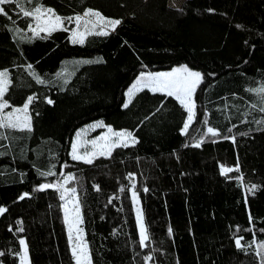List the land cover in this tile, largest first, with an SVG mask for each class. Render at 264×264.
Instances as JSON below:
<instances>
[{
    "label": "trees",
    "instance_id": "obj_1",
    "mask_svg": "<svg viewBox=\"0 0 264 264\" xmlns=\"http://www.w3.org/2000/svg\"><path fill=\"white\" fill-rule=\"evenodd\" d=\"M37 6L54 10L65 28L30 36L32 18L16 3L0 5V71L9 80L4 111L34 98L30 131L0 129V207L7 209L0 215V264H18L21 239L27 264H75L57 191L36 190L58 181L63 168L74 177L91 264H262L264 93L251 90L264 87V0H183L178 8L169 0L23 3ZM88 9L121 23L109 35L71 44L68 18ZM181 65L203 77L186 134V111L172 97L145 89L123 107L141 69ZM95 122L131 132L137 142L91 164L72 160L74 134ZM207 127L219 134L205 135ZM197 141L200 147L192 146ZM222 166L239 171L222 175ZM49 171L55 175H42ZM137 208L149 237L143 248Z\"/></svg>",
    "mask_w": 264,
    "mask_h": 264
},
{
    "label": "snow or ice",
    "instance_id": "obj_2",
    "mask_svg": "<svg viewBox=\"0 0 264 264\" xmlns=\"http://www.w3.org/2000/svg\"><path fill=\"white\" fill-rule=\"evenodd\" d=\"M28 2L31 3V0H0V5H7L11 3H16L17 7L21 9L24 17H31L34 21V25H29V31H31L33 36H39L40 33H47L50 35L53 31H56L59 26L62 25L63 20L60 16H58L54 10L50 8H44L43 6H37L31 10H27L23 7V3ZM0 14H5V10L3 7H0ZM90 17H95L96 20L92 21ZM70 21L72 19L75 20L77 28L75 30H71V41L76 44H83L85 37L88 35H99L106 36L109 35V32L106 30L107 28H111L113 31L121 22L119 20H106L104 17L100 15L99 12H96L92 9L86 10L83 15H77L74 18H68ZM81 23H83V31H80ZM91 24V27H89ZM101 25L99 30L97 31V25ZM239 27V25L237 26ZM46 38V37H45ZM85 63L99 62V61H84ZM29 69L32 68L31 65H28ZM33 76L36 78L38 83H44L36 74L33 72ZM203 77L200 72L193 71L189 69L187 66H180L173 68L168 72H148V73H140L137 77L136 81L129 87L126 92L127 100L124 103L123 107L128 108L129 104L132 102L133 97L140 91L147 89L153 93H161L168 97H174L180 105L187 112V120L182 129V134H186L191 123L195 118V102L193 100V96L196 92L198 85L202 82ZM9 84L8 73L7 71H0V129L10 128V129H19V130H31V122L28 117V108L29 105L33 101V97H28L27 102L24 104L23 108L13 109L11 112L4 114L3 109L8 107L7 101L3 100L5 91L7 90ZM257 91L259 93H264V87ZM264 99V97H262ZM48 103H53L52 100H48ZM264 111V108L260 109ZM19 113H23V116L19 115ZM264 123V121L258 122ZM207 125V121H205ZM90 127H104L103 122H98L95 125H91ZM231 131V130H230ZM83 132V130H82ZM81 133H77V137L80 138L82 136ZM211 135L213 137L217 136L219 133L212 127H207V132L205 135ZM115 138V139H113ZM137 141L133 137V134L128 131H120L114 132L110 127L106 134L97 137L94 140H91L87 143L92 145V151L85 150L81 153L80 149L83 147L80 139L73 141L72 143V151L71 158L74 161H83L84 163L91 164L93 160L97 156H110L112 149L116 147H128L129 143L135 144ZM202 141H197L194 147H200ZM239 171V168H226L221 167V174L224 175L228 172ZM42 175H55V173L49 171L48 173H42ZM131 176V174H130ZM74 177L71 174H68L65 177V180H71ZM242 181V177L239 178ZM63 184H41L38 186L36 190L43 191L48 188H55L59 190L62 188ZM135 185H133L132 197L134 202H136V192L134 190ZM256 186L253 185L248 189L249 192H254ZM71 192V198L66 200L65 193L61 194V200L65 201V204L62 205L64 209V217L65 223L68 225L69 232V243L72 249V254L75 259L76 264H91L90 258L87 251V245L83 242L81 238L82 229L79 228V224L81 223V217L79 215L80 209L79 204L75 198V189L66 190ZM147 191V189H145ZM28 193L23 194L20 199H24L28 196ZM69 204L73 205L71 209L72 218L70 219V209L68 207ZM7 209L4 207H0V214L6 212ZM137 223L139 225V242L140 246L143 248L146 246V242L149 237L147 235V230L143 224L142 214L139 208H137ZM22 230V229H20ZM75 231V242H73V232ZM169 233L171 234V228H169ZM237 247H241L240 239L236 241ZM255 243V241H254ZM20 244L23 248V255L21 256L22 261L27 260V248L25 240L21 239ZM258 254L264 253V242L257 245ZM150 259V257H145V260ZM262 264H264V258H262Z\"/></svg>",
    "mask_w": 264,
    "mask_h": 264
},
{
    "label": "rangeland",
    "instance_id": "obj_3",
    "mask_svg": "<svg viewBox=\"0 0 264 264\" xmlns=\"http://www.w3.org/2000/svg\"><path fill=\"white\" fill-rule=\"evenodd\" d=\"M170 2H169V5H171V6H173V7H179L180 6V3L183 1V0H169ZM90 19L92 20V21H95L96 20V18L95 17H90ZM106 20H108V19H106ZM72 23H73V25H72V27L70 28V30H69V36H68V40H69V42L71 43V44H74V43H72V41H71V30H75L76 28H77V25H76V22H75V20L73 19V21H72ZM31 24H33L34 25V21H33V19H32V23ZM65 25H66V23L64 24V21H63V23H62V25L61 26H59L58 27V29L56 30V31H58V30H62V29H64L65 28ZM89 27H91V24H89ZM101 27V25H97V31L99 30V28ZM80 31H83L84 30V28H83V23H81V26H80V29H79ZM107 31L108 30H111V28H107L106 29ZM27 31H28V33H29V35L30 36H33L32 35V33H31V31H29V27H28V29H27ZM54 32V31H53ZM41 34H46L47 35V33H40V35ZM33 37H37V36H33ZM76 44H79V43H76ZM84 61H86V60H82V59H79V60H77V64L78 65H82V64H84L85 62ZM182 66V65H181ZM177 67H180V66H177ZM173 68H176V67H173ZM173 68H171L170 70H167V71H158V72H168V71H171ZM148 73V72H151V71H146V70H144V69H141L140 70V72H139V74L137 75V77L140 75V73ZM137 77L132 81V83L129 85V87L130 86H132V84L136 81V79H137ZM9 85V84H8ZM129 87L127 88V90L125 91V94H126V92L128 91V89H129ZM147 90V89H146ZM6 92V91H5ZM151 92V91H150ZM172 98H174V97H172ZM175 99V98H174ZM126 100H127V97H126V95H125V102H126ZM176 100V99H175ZM177 101V100H176ZM178 102V101H177ZM179 103V102H178ZM180 104V103H179ZM24 106V105H23ZM23 106H21L20 108H23ZM20 108H16V109H20ZM13 109H10V110H5L4 111V109H3V113L4 114H6V113H9V112H11ZM28 114V113H27ZM19 115H21V117L23 116V113H19ZM28 117H29V114H28ZM186 120H187V112H186V118H185V122H186ZM98 122H95V123H92V124H90V125H87V126H85V127H83V128H81L80 130H78L75 134H74V136H73V138H72V141H71V143H70V147H69V153H68V155H69V157L71 158V151H72V143H73V141H75V140H77V139H80V141H81V143L83 144V147L80 149V151H81V153H83L85 150H87V151H92V145L90 144V143H87V142H89V141H91V140H94V139H96L97 137H100V136H102V135H104V134H106L107 133V131H108V127H95V128H92V127H90L91 125H95V124H97ZM82 130H83V132H82ZM82 132V136L80 137V138H78L77 137V133H81ZM114 132H116V131H114ZM113 139H115V138H113ZM131 143H129V145H130ZM98 157H103V156H97L96 158H98ZM95 158V159H96ZM72 159V158H71ZM73 160V159H72ZM79 162H83V161H79ZM84 163V162H83ZM64 169V168H63ZM61 170V173H60V178H59V180L58 181H56L54 184H56V185H59V184H63V187L62 188H59V190H57V189H55V188H53V189H55L56 191H57V193H58V195H59V197H61V194L62 193H65V195H66V200L67 199H70L71 198V192L70 191H66V190H70V189H73V187H72V184H71V180H65V177L68 175V174H70V172L68 171V169H66V170ZM129 180L132 182L133 181V177H130L129 178ZM61 199V198H60ZM61 204L62 205H64L65 204V201L64 200H61ZM68 207H69V209H70V219L72 218V213H71V209L73 208V205L72 204H69L68 205ZM61 210H62V214H63V220H64V225H65V228H66V233H67V237H68V242H69V232H68V225L65 223V217H64V209H63V207L61 208ZM135 217H136V225H137V230H138V237H139V225H138V223H137V209H136V212H135ZM79 226V225H78ZM81 238H82V236H81ZM73 242H75V231L73 232ZM140 243V242H139ZM69 247H70V251H71V254H72V249H71V246H70V243H69ZM23 255V248H22V245H21V251H20V254H19V258H18V264H27V260L26 261H22L21 260V256ZM72 257H73V254H72ZM73 259H74V257H73ZM74 262H75V259H74ZM75 264H76V262H75Z\"/></svg>",
    "mask_w": 264,
    "mask_h": 264
},
{
    "label": "crops",
    "instance_id": "obj_4",
    "mask_svg": "<svg viewBox=\"0 0 264 264\" xmlns=\"http://www.w3.org/2000/svg\"><path fill=\"white\" fill-rule=\"evenodd\" d=\"M170 2V1H169ZM171 8H178V7H173V6H171V5H169Z\"/></svg>",
    "mask_w": 264,
    "mask_h": 264
},
{
    "label": "water",
    "instance_id": "obj_5",
    "mask_svg": "<svg viewBox=\"0 0 264 264\" xmlns=\"http://www.w3.org/2000/svg\"><path fill=\"white\" fill-rule=\"evenodd\" d=\"M205 132H207V128L205 129ZM1 215V214H0Z\"/></svg>",
    "mask_w": 264,
    "mask_h": 264
}]
</instances>
